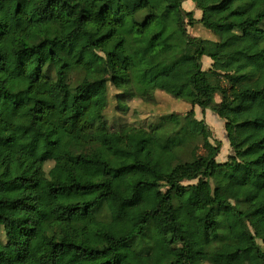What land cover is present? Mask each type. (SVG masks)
I'll return each instance as SVG.
<instances>
[{"label":"trees","instance_id":"obj_1","mask_svg":"<svg viewBox=\"0 0 264 264\" xmlns=\"http://www.w3.org/2000/svg\"><path fill=\"white\" fill-rule=\"evenodd\" d=\"M192 1L0 0V264H264V0Z\"/></svg>","mask_w":264,"mask_h":264},{"label":"rangeland","instance_id":"obj_2","mask_svg":"<svg viewBox=\"0 0 264 264\" xmlns=\"http://www.w3.org/2000/svg\"><path fill=\"white\" fill-rule=\"evenodd\" d=\"M193 4V5H192ZM183 8L185 12L192 11L194 13L195 18H201V11L198 10L195 6V3L192 0H183ZM188 30L194 37H211L212 34L205 29L202 28L201 25L195 24V25H189ZM211 59L209 57L204 56L202 58V63L204 68H208L211 65ZM160 93V92H158ZM158 98L162 101L161 105L158 106L160 108L164 109H175L176 111H184L187 109V107H184L183 109L179 108V104L174 102L170 97L163 95L160 93L158 95ZM220 96H217V100H219ZM138 103H134L133 106H137ZM245 107L250 106L251 109L255 112V117L257 119H260L262 121V126H260V129H256L254 125L249 126L245 129H235L234 130V137L235 140L237 138L236 143H241L239 141H245L251 139H260L264 135V103L261 100L256 101H246L244 103ZM115 111L113 110V106H110L107 110V116L110 117ZM195 113L197 118L204 119L211 127L213 132V139H220L223 143V147L221 149L220 154L218 155L217 159L220 162H224L228 154L232 153V147L230 146V142L227 140L225 127H224V121L220 119L215 113H213L210 109L203 110L200 107H195ZM255 122V121H254ZM252 122V123H254ZM141 143H138L136 145V149H140L138 152V156L141 160L147 162L146 165L148 166L149 170L144 171H138L134 172L128 176H118L114 180V194L107 199V207L110 212L112 213H120L123 210L126 209L125 204L123 203V200L127 197H130L133 194V186L135 183L140 181L144 177H148V179L152 180L153 178L150 177L153 174L152 168L155 167V164H151V154L150 150L147 147L140 146ZM146 166V167H147ZM152 171V172H151ZM190 182V183H194ZM236 187V183H232L228 187V195L230 199H232V195L234 193ZM136 195L143 196L144 191H137Z\"/></svg>","mask_w":264,"mask_h":264},{"label":"crops","instance_id":"obj_3","mask_svg":"<svg viewBox=\"0 0 264 264\" xmlns=\"http://www.w3.org/2000/svg\"><path fill=\"white\" fill-rule=\"evenodd\" d=\"M193 5V4H192Z\"/></svg>","mask_w":264,"mask_h":264}]
</instances>
